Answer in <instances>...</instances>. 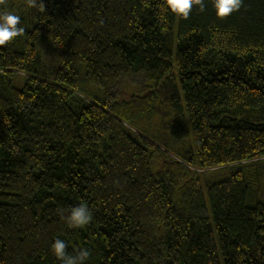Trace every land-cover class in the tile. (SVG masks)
Masks as SVG:
<instances>
[{"label": "trees", "instance_id": "obj_1", "mask_svg": "<svg viewBox=\"0 0 264 264\" xmlns=\"http://www.w3.org/2000/svg\"><path fill=\"white\" fill-rule=\"evenodd\" d=\"M162 2L5 7L24 31L0 46V264H61L57 238L86 264H264V0L224 20L206 0L161 21ZM41 38L56 51L48 73ZM159 84L174 115L159 143L192 138L181 160L128 126L155 113ZM194 165L229 173L202 182ZM81 203L93 219L71 228Z\"/></svg>", "mask_w": 264, "mask_h": 264}, {"label": "rangeland", "instance_id": "obj_2", "mask_svg": "<svg viewBox=\"0 0 264 264\" xmlns=\"http://www.w3.org/2000/svg\"><path fill=\"white\" fill-rule=\"evenodd\" d=\"M29 2L30 0H0V11L8 10L5 7H10L12 3L16 5L15 8L17 7V9L20 8L21 10H25L26 7L29 5ZM38 49L41 63L40 71L42 73L51 72L57 65L56 51L51 46L50 42L47 41L46 38H41ZM24 78V73L16 74V83L18 85H22V83L24 82ZM133 80H135V82L131 80H122L118 83V85L115 86L114 92L117 95L118 99L129 97L132 92L138 89L137 86L139 84H136V82L143 81L144 78L142 76L135 77ZM169 90H171V88L166 84H159L158 90L156 92L160 94V100L156 104L155 113L145 117H141V119L137 120L135 124H133L132 126L128 124V126H130L129 129L131 132H133L134 135L142 134L151 138V140L156 145H158L159 147H161L162 150L165 151L170 160H181V158H179L181 154L180 151L189 149L190 145L192 144V138L189 137L190 135L186 137L185 141L179 144L172 145V147H165L164 145L159 143V138L168 139L165 129H167V125L170 123L169 119L172 120L174 117L172 109L170 107L171 104L169 99ZM102 97L103 96H101L100 98ZM170 113H172L171 118L170 116H168L170 115ZM184 144H186L187 146H183ZM161 155V153L157 152L153 156L152 162L155 166L158 164ZM163 163H166L170 167H172L173 162L167 163L163 161ZM192 167V169L200 173V178L202 182H204L206 179H217L229 173V170L224 169L223 166L214 168H201L198 165H194Z\"/></svg>", "mask_w": 264, "mask_h": 264}, {"label": "clouds", "instance_id": "obj_3", "mask_svg": "<svg viewBox=\"0 0 264 264\" xmlns=\"http://www.w3.org/2000/svg\"><path fill=\"white\" fill-rule=\"evenodd\" d=\"M212 8L216 18L224 20L234 13H237L244 6V0H211ZM198 7L201 13L206 11V0H163L160 9V20L165 21L168 14L174 15L177 19L187 20L193 8ZM21 24V17L12 11H0V46L13 42L20 36L24 29L18 27ZM71 228L83 229L90 224L93 217L86 204L81 203L69 210L64 217ZM68 245L64 240L57 238L51 246V251L61 264H86L90 258L87 249H81L76 255L67 252Z\"/></svg>", "mask_w": 264, "mask_h": 264}]
</instances>
